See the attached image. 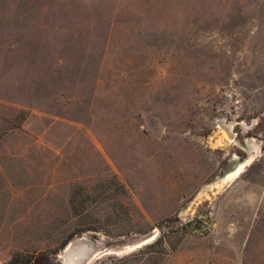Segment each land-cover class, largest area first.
Returning <instances> with one entry per match:
<instances>
[{
  "label": "rangeland",
  "instance_id": "obj_1",
  "mask_svg": "<svg viewBox=\"0 0 264 264\" xmlns=\"http://www.w3.org/2000/svg\"><path fill=\"white\" fill-rule=\"evenodd\" d=\"M77 241L264 264V0H0V261Z\"/></svg>",
  "mask_w": 264,
  "mask_h": 264
},
{
  "label": "bare ground",
  "instance_id": "obj_2",
  "mask_svg": "<svg viewBox=\"0 0 264 264\" xmlns=\"http://www.w3.org/2000/svg\"><path fill=\"white\" fill-rule=\"evenodd\" d=\"M256 151H258V148H256V146H254L253 153H250L251 151L249 150V153H250L249 155L250 156H248L245 160L244 159L242 160L241 158L239 159L237 156H235L233 158V160H231V166L226 171L228 173H227V176L225 177V181L222 180V182H221L219 180H216V181H213V182H209V183L205 184V186L203 188H201L200 191L202 192V191L205 190V188L213 187V186L219 188V187L223 186V184H222L223 182H231V181H233L235 179V177H237L242 172V170L244 169V166H248L251 163V160L253 159L254 155L256 154ZM77 242H79V241H77ZM82 243L86 245V247L81 248L82 250H80V251H82V252H85L87 250L88 246L90 248H93V244L90 243V242H85L84 241ZM94 246H95V244H94ZM78 250H77V253H79ZM68 253L69 252H67L66 257H65V261L67 262V263L65 262V264H71V262L75 261V259L77 257V256H75L73 258L69 257V260H68ZM93 256H94V253H92L91 257L93 258Z\"/></svg>",
  "mask_w": 264,
  "mask_h": 264
},
{
  "label": "water",
  "instance_id": "obj_3",
  "mask_svg": "<svg viewBox=\"0 0 264 264\" xmlns=\"http://www.w3.org/2000/svg\"><path fill=\"white\" fill-rule=\"evenodd\" d=\"M247 155H249V153ZM68 246L69 247L67 248V250L69 248H71L70 250H68V252H69L68 253V260H69V257L73 258V257L77 256L75 261L71 262V264H79V261L84 259L85 257H87V255L91 252L89 246L87 247V250L85 252L80 251V250H82L81 248L86 247V245L83 244L82 242H76V243L75 242H73V243L71 242ZM77 250H78L79 253H77Z\"/></svg>",
  "mask_w": 264,
  "mask_h": 264
},
{
  "label": "trees",
  "instance_id": "obj_4",
  "mask_svg": "<svg viewBox=\"0 0 264 264\" xmlns=\"http://www.w3.org/2000/svg\"><path fill=\"white\" fill-rule=\"evenodd\" d=\"M19 258L18 257H14L13 259H11L7 264H17L18 263Z\"/></svg>",
  "mask_w": 264,
  "mask_h": 264
},
{
  "label": "built area",
  "instance_id": "obj_5",
  "mask_svg": "<svg viewBox=\"0 0 264 264\" xmlns=\"http://www.w3.org/2000/svg\"><path fill=\"white\" fill-rule=\"evenodd\" d=\"M0 264H3V263L0 261Z\"/></svg>",
  "mask_w": 264,
  "mask_h": 264
},
{
  "label": "flooded vegetation",
  "instance_id": "obj_6",
  "mask_svg": "<svg viewBox=\"0 0 264 264\" xmlns=\"http://www.w3.org/2000/svg\"><path fill=\"white\" fill-rule=\"evenodd\" d=\"M242 159V158H241ZM243 160V159H242Z\"/></svg>",
  "mask_w": 264,
  "mask_h": 264
}]
</instances>
